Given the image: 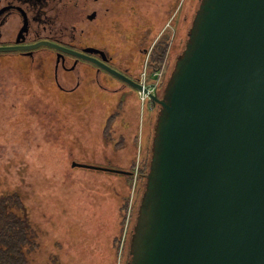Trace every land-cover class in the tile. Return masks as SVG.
<instances>
[{
    "label": "water",
    "instance_id": "water-1",
    "mask_svg": "<svg viewBox=\"0 0 264 264\" xmlns=\"http://www.w3.org/2000/svg\"><path fill=\"white\" fill-rule=\"evenodd\" d=\"M43 45L128 80L51 42L0 51ZM152 101L160 109L127 264H264V0H201Z\"/></svg>",
    "mask_w": 264,
    "mask_h": 264
},
{
    "label": "trees",
    "instance_id": "trees-1",
    "mask_svg": "<svg viewBox=\"0 0 264 264\" xmlns=\"http://www.w3.org/2000/svg\"><path fill=\"white\" fill-rule=\"evenodd\" d=\"M200 1L198 0L197 8ZM170 19L169 14L164 25ZM166 52L165 48L159 58L153 59L151 75L160 69ZM94 77V72L84 76V83L88 88L92 87L90 83L94 82ZM48 78L45 77L44 71L40 72L38 95L32 99L44 110L39 111L43 117L40 120L46 137L53 143L43 149L44 153L40 149V154L7 147L5 154L0 156V223L2 222L0 264H25L30 250L33 264H80L73 252L79 245V239L83 237L81 229L77 227L92 220L83 219L79 214L80 205L76 199L79 196L88 199L93 197L94 200L103 201L105 204L122 197L123 200H120L118 206V212L122 216L121 229L118 224L119 234L110 239L108 242L110 248L108 246L105 253L104 264H109L112 262L113 252L116 250L117 254L122 245V232L126 224L134 178L136 136L134 144L131 145L134 146V154L129 162L131 164L119 167L120 170L130 169L132 175L74 167L73 164L76 162L112 167V159L108 160L112 156L105 157L107 146L112 148L113 145L118 147L124 145L123 142L114 143L110 132L115 119L119 116L116 112L119 103L110 99L111 97L86 98L85 84L78 93L64 97L59 94L54 84L51 85V89H46L43 81ZM165 85L166 82L162 87L165 88ZM48 93L51 95L50 98H47ZM135 118L138 120L139 112L135 114ZM32 122V119L27 118L26 124L24 121L20 124L25 127L21 136L36 134L30 130ZM6 124H9L8 121ZM11 128L8 127L7 130L0 128V147L3 144L9 145L7 141L12 139L13 135L16 137L18 132L10 131ZM127 135H131V132L127 131ZM33 138L34 136L29 140ZM47 149L49 150L46 151ZM150 159L148 155L147 162L140 169L144 175L149 170ZM93 206L90 202L88 208ZM25 207L27 217L32 214L36 230L33 247L25 246L22 249V246L30 241V236L27 233L26 221L15 219L14 214L21 213L20 209ZM53 252L55 255H52Z\"/></svg>",
    "mask_w": 264,
    "mask_h": 264
},
{
    "label": "flooded vegetation",
    "instance_id": "flooded-vegetation-1",
    "mask_svg": "<svg viewBox=\"0 0 264 264\" xmlns=\"http://www.w3.org/2000/svg\"><path fill=\"white\" fill-rule=\"evenodd\" d=\"M182 2L0 0V48L30 47L40 42H51L103 62L140 86L147 57L154 63L153 59L159 58L166 48L165 69L156 95L161 97L164 91L162 84L167 83L177 57L185 48L190 24L197 11L198 0ZM169 14L173 32L168 35V23L164 25V21ZM43 71L45 77H49L43 81L46 89H51L54 84L64 97L78 93L85 84L84 76L93 72L92 87L88 88L85 84L86 98L114 99L118 98L117 94L130 88L137 90L128 80L110 73L93 61L48 46L0 51V76L7 72L16 74L11 80L12 84L3 81L8 82L3 86V95L11 99L18 109L17 101L38 95V77ZM18 72L21 73L20 77ZM50 97L48 93L47 98ZM115 102L120 103L118 100ZM159 109V105L152 101L151 116L157 118ZM33 112L19 110L8 119V123L22 124L24 121L26 124L27 118L33 119ZM154 127L155 123L150 128V142L153 141ZM124 171L131 173L130 169Z\"/></svg>",
    "mask_w": 264,
    "mask_h": 264
},
{
    "label": "rangeland",
    "instance_id": "rangeland-1",
    "mask_svg": "<svg viewBox=\"0 0 264 264\" xmlns=\"http://www.w3.org/2000/svg\"><path fill=\"white\" fill-rule=\"evenodd\" d=\"M183 3L184 0L182 4ZM167 23H168L167 25L168 29L166 30V32H168L169 35L173 32V29L171 27V20H169ZM184 23H186V21ZM164 60L161 62V66H160V68H163V72L165 69ZM15 75L13 73L7 72L5 74L3 73V75L0 76V124H5V125H0V128L7 130L8 127H12L10 131L18 132L16 137L15 135H13L14 137L7 141L9 145L3 144L0 147V156L5 154L7 147L11 149L15 148L16 150L19 149L28 150L29 153L35 151L38 154H40V149H42V152L44 153L45 151H43V149L50 147V145L53 143L50 139L46 137V133L44 132V127L40 120L43 119V117L40 116L39 111H44V110L41 109L38 106L37 102H35L32 98L29 99L25 98L21 101H17V103L15 104H19L18 106L19 109H18L14 107V105L12 104L14 102H12L11 99L3 95L4 92L3 86L8 82L12 84L13 81L11 80L15 78ZM20 76L21 73L18 72V77ZM4 80L8 82L3 83ZM138 91L136 89L130 88L127 91H123V93L117 94L116 96L118 98L112 99L113 101L118 100L120 103L118 105V108L116 109V112L119 113V116L117 117V119H115V122L110 132H112V139L114 143L123 142L124 145L122 147L113 145L112 148H108L107 146L106 150L108 151L105 157H107L108 155L112 156V158H108V160L112 159L113 163H111L112 164L111 168L113 169H119L120 166L123 167L126 164H131L129 162L134 154L133 153L134 146L131 145L134 144L135 142L134 141L135 136H136V145H135L136 156H135V169L133 173L134 178L131 185V194L129 197L130 199H129L126 224L122 232V239H123L122 241H124L123 252H120L121 249V245H120V249L118 250L117 254L115 252L116 250L113 252L114 254H113L112 262L109 264H115L116 260H117V264H127L129 260L128 252H129L131 234L136 222L137 212L146 182L144 174L140 172V169L142 165L145 162H147L148 155H150L149 149L152 143L149 140L150 128L153 127L154 123L156 124V120H157V118L151 116L152 100L151 101L147 100L144 105L141 96L139 95L140 92ZM19 110L34 111L33 112L34 117L32 119L33 120L32 128L30 127V130L34 131L36 134L21 136L20 134L22 133L25 127H22L19 122H12L6 124L8 119L11 118L13 115L17 114ZM47 111H51V110L47 109ZM138 112H139V118L137 120L135 118V114H137ZM127 131H130L131 135H127ZM33 136L34 138L30 141L29 138ZM150 139H151V135H150ZM48 150L49 149H47L46 151ZM121 158L123 159L120 160ZM122 194H124V189L122 191ZM76 200L77 203L80 205L79 214H81L83 219L92 220L87 224H83L81 226L78 225L77 227V229H81L83 237L79 239V245L73 251L76 254V259H79L78 261L80 262V264H104L106 258L105 253L109 246L108 242H110V239L114 235L116 236L119 234L118 224L120 225V229H121L122 216H120L118 212V206L120 200L122 201L123 198L120 197L117 198L115 202L108 201L105 202V204L103 203V201L99 202L96 199L94 200L93 197H90V199H88L85 196H79ZM90 202H92V206L93 203L95 205L93 206L94 208L92 207L93 208L92 211H91L92 208L90 209L88 208ZM25 209L26 207L20 209L22 211L21 213L14 214L15 219L17 220L23 219L26 221L27 233L30 236V241L24 244L22 246V249L25 246L33 247V243L35 242L34 234L36 230L34 229L36 227L33 223L32 214L30 213L29 217H27ZM88 214L90 215L89 217ZM1 224L2 222L0 223V226ZM30 224H31V228H30ZM29 253L30 254L27 255L25 264H33L31 261L32 250H30ZM52 255H55L54 252Z\"/></svg>",
    "mask_w": 264,
    "mask_h": 264
},
{
    "label": "built area",
    "instance_id": "built-area-1",
    "mask_svg": "<svg viewBox=\"0 0 264 264\" xmlns=\"http://www.w3.org/2000/svg\"><path fill=\"white\" fill-rule=\"evenodd\" d=\"M151 62L150 58L147 57L145 68L141 76L140 84L142 86V91L140 90L139 95L145 105L147 100H152L153 95H157L159 87L161 86V77L163 75V68L150 74ZM124 241H122L120 252L123 251Z\"/></svg>",
    "mask_w": 264,
    "mask_h": 264
},
{
    "label": "bare ground",
    "instance_id": "bare-ground-1",
    "mask_svg": "<svg viewBox=\"0 0 264 264\" xmlns=\"http://www.w3.org/2000/svg\"><path fill=\"white\" fill-rule=\"evenodd\" d=\"M30 254V253H29Z\"/></svg>",
    "mask_w": 264,
    "mask_h": 264
}]
</instances>
